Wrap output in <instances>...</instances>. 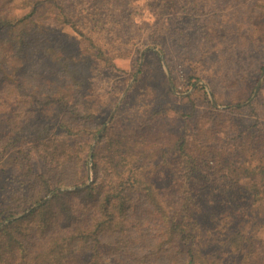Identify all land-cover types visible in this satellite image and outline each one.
<instances>
[{
  "label": "rangeland",
  "instance_id": "rangeland-1",
  "mask_svg": "<svg viewBox=\"0 0 264 264\" xmlns=\"http://www.w3.org/2000/svg\"><path fill=\"white\" fill-rule=\"evenodd\" d=\"M63 4L78 33L52 26V37L63 43L67 56L88 58L93 67L79 79L74 98L64 104L59 102L63 90L53 87L46 89L51 99L36 103L18 98L12 107L16 114L0 112V147L14 131L23 139L0 152V212L10 215L26 206L11 219L16 221L56 194L86 189L94 181V165L108 167L107 153L119 141L124 176L131 185L128 204L134 202L125 235L134 238L145 232L154 238L162 229L145 188L152 187L166 214L172 215L186 186L198 195L237 182L256 185L261 195L252 196L255 209L245 227L257 250L253 263L264 264V0H65ZM28 9L21 6L20 15ZM87 39L102 49L107 61L86 56ZM39 68L48 80L67 82L50 60ZM27 104L28 116L20 109ZM42 136L44 141L37 139ZM47 153L65 157L56 161L60 167L56 165L53 172L64 183L29 208L30 201L23 198L41 193V188L27 184L24 175L30 168L25 162L21 169L16 161L29 157L32 172L41 175L48 172ZM186 154L198 158L201 170L191 179ZM138 202L141 218H134ZM228 223L222 226L224 239L238 225ZM140 245L150 246L151 241Z\"/></svg>",
  "mask_w": 264,
  "mask_h": 264
},
{
  "label": "trees",
  "instance_id": "trees-1",
  "mask_svg": "<svg viewBox=\"0 0 264 264\" xmlns=\"http://www.w3.org/2000/svg\"><path fill=\"white\" fill-rule=\"evenodd\" d=\"M30 1L0 0V112L16 114L12 107L18 98L28 97L36 103L51 99L46 89L53 87L63 90L59 102L64 104L74 98L73 90L79 85V79L93 67L88 58L67 56L68 50L63 43L52 37V26L70 28L78 33L75 19L64 9L65 0H34L33 6ZM44 4H49L48 10L43 8ZM21 6L30 9L23 16L19 12ZM86 43V56L91 54L97 60L107 61L102 49L91 39ZM46 60L58 65L67 81L65 84L48 80L40 72L39 67ZM21 108L24 115L31 114L29 104ZM67 129L71 131L72 128L68 126ZM99 133L100 130L94 139ZM37 139L44 141L46 137ZM22 140L14 131L13 137L0 147V152L10 143ZM121 145L117 141L115 148L109 149L112 151L106 156L108 167L94 165V181L86 189L56 194L32 214L16 221L11 219L26 211V206H20L23 210L10 215L7 210L0 212V264H106L110 259H115L116 264H254L257 250L253 249L254 239L246 230L245 220H250L254 213L252 196L254 193L261 195L256 185L250 187L237 182L232 186L210 187L198 195L186 186L181 190L184 192L172 215L166 214L157 192L152 187L145 188L153 215L157 214L162 229L154 238L145 232L135 233L134 238L132 234L125 235L126 221L134 202L128 204L127 188L131 185L124 176ZM186 155L191 179L201 170L198 158ZM93 158L95 160L97 154ZM60 159L65 157L47 153L48 172L41 175L32 172L33 162L29 157L16 161L21 169L25 162L30 168L24 175L27 184L34 182L41 188V193L31 192L23 198L30 201L29 208L64 183L58 182V175L53 176L56 165L60 167L56 163ZM207 175L212 177L210 172ZM138 208L139 202L134 218H141L137 216ZM226 221H229L227 226L238 225L224 239L221 234ZM4 222L8 223L3 225ZM147 240L151 241L150 246H138Z\"/></svg>",
  "mask_w": 264,
  "mask_h": 264
},
{
  "label": "water",
  "instance_id": "water-1",
  "mask_svg": "<svg viewBox=\"0 0 264 264\" xmlns=\"http://www.w3.org/2000/svg\"><path fill=\"white\" fill-rule=\"evenodd\" d=\"M258 91V90H257Z\"/></svg>",
  "mask_w": 264,
  "mask_h": 264
}]
</instances>
